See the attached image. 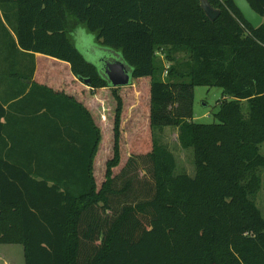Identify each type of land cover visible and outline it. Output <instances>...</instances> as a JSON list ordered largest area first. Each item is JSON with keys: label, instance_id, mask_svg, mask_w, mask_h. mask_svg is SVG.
<instances>
[{"label": "trees", "instance_id": "trees-1", "mask_svg": "<svg viewBox=\"0 0 264 264\" xmlns=\"http://www.w3.org/2000/svg\"><path fill=\"white\" fill-rule=\"evenodd\" d=\"M248 1L264 19V0ZM209 2L215 22L200 0H0L1 34L37 56L18 118L0 97V244L22 245L25 264H264V22L254 29L232 0ZM79 30L120 55L136 85L112 87L77 49ZM80 82L116 104L115 153L99 178L102 129L61 92ZM197 86L224 92L215 123L194 121ZM140 93L138 126L129 108ZM164 127L193 151L194 176L177 174L156 140ZM122 138L133 140L124 159Z\"/></svg>", "mask_w": 264, "mask_h": 264}, {"label": "rangeland", "instance_id": "rangeland-1", "mask_svg": "<svg viewBox=\"0 0 264 264\" xmlns=\"http://www.w3.org/2000/svg\"><path fill=\"white\" fill-rule=\"evenodd\" d=\"M13 15V12L10 13ZM11 35L15 37L14 27L8 26ZM1 34V32H0ZM77 49L83 54L89 63L104 66L105 62L120 60L118 54L112 53L111 50L99 47L93 36L88 35L85 31L79 30L74 33ZM12 41L6 37L4 32L0 35V97L7 102V108L13 117L20 116V112H14L12 106L22 100L32 89V69L36 65V57L32 54H22L12 49ZM183 54H178L181 61H185ZM105 58L107 60H105ZM29 79H32L29 81ZM145 80V79H144ZM135 84L136 80H132ZM136 85V84H135ZM48 86V85H46ZM131 86V85H130ZM138 87V85H137ZM56 89L61 88L55 86ZM128 90V91H127ZM126 89L125 96H131L132 93ZM61 92L74 96L77 100H81L83 104L91 111L94 121L102 129V144L95 163L96 177L104 176L106 165L114 156V135L112 123L114 122L115 100L112 91L108 90L104 93L101 91H92L82 82L76 83L71 87H63ZM224 99V92L217 87L197 86L194 89V121L201 124H212L216 122L215 114L220 109V104ZM136 102L130 105L131 111H138V126L146 123V106L145 97L140 93L136 96ZM103 106V107H102ZM105 107L106 112H103ZM246 107V106H245ZM129 113V115H130ZM104 116L106 120L104 121ZM135 118V117H134ZM127 128V127H126ZM126 131V130H125ZM156 140L169 148L174 154L177 161V174L195 175L194 154L192 150H185L179 143V131L176 127H164L157 129L155 132ZM126 139V138H125ZM133 142L129 140L128 144ZM128 144L123 138L120 141V155L124 159L130 151ZM121 166V165H120ZM119 168V167H118ZM115 169V170H118ZM142 174V172H141ZM100 187V185L98 184ZM257 203L264 215V171H263V189L258 195ZM0 264H25L24 247L22 245L0 244Z\"/></svg>", "mask_w": 264, "mask_h": 264}, {"label": "water", "instance_id": "water-1", "mask_svg": "<svg viewBox=\"0 0 264 264\" xmlns=\"http://www.w3.org/2000/svg\"><path fill=\"white\" fill-rule=\"evenodd\" d=\"M244 19L254 29L259 28L264 19L251 6L248 0H232ZM201 7L211 22H215L221 15V10L214 8L209 0H200ZM105 60H107L105 58ZM103 73L114 88L130 86L133 80L131 68L124 61L116 60L105 62L102 65ZM86 83L89 81L86 80Z\"/></svg>", "mask_w": 264, "mask_h": 264}, {"label": "crops", "instance_id": "crops-1", "mask_svg": "<svg viewBox=\"0 0 264 264\" xmlns=\"http://www.w3.org/2000/svg\"><path fill=\"white\" fill-rule=\"evenodd\" d=\"M35 57H36V64H37V56L35 55ZM34 80H36V76H34ZM24 257H25V254H24Z\"/></svg>", "mask_w": 264, "mask_h": 264}]
</instances>
